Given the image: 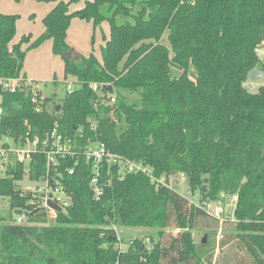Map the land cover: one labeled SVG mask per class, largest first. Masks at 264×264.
<instances>
[{"label":"trees","instance_id":"obj_1","mask_svg":"<svg viewBox=\"0 0 264 264\" xmlns=\"http://www.w3.org/2000/svg\"><path fill=\"white\" fill-rule=\"evenodd\" d=\"M35 1L55 4L32 40L24 34L12 44L19 16L0 12V77L25 78L26 51L49 39L64 78L78 87L61 100L41 97L33 80L13 92L0 88V131L41 136L56 126L70 140L102 142L144 164L155 178L181 174L209 199L195 203L146 171L120 177L118 164L106 163L96 199L92 163L66 157L62 170L75 167L62 172L71 204L53 222L31 211L28 223H14L24 202L14 182L24 167L7 164L0 176V197L10 202L0 211V264H264V86H245L253 70L264 72L256 53L264 42V0H86L73 10L80 0ZM76 17L94 28L108 24L99 57L67 43ZM94 82L103 93L91 90ZM41 158L29 165L32 178L43 169ZM233 195L224 219L203 206ZM200 224L224 228L215 258L195 251L192 230ZM137 226L157 231L116 246L118 228Z\"/></svg>","mask_w":264,"mask_h":264},{"label":"built area","instance_id":"obj_2","mask_svg":"<svg viewBox=\"0 0 264 264\" xmlns=\"http://www.w3.org/2000/svg\"><path fill=\"white\" fill-rule=\"evenodd\" d=\"M258 52L261 53L260 51ZM30 84L32 86L34 85L32 80L22 78L21 76L0 77V88L2 90L13 92ZM90 88L94 92L103 93L99 83H91ZM70 91L72 90L67 92ZM107 96L108 103L115 101V97L111 93L107 94ZM2 111L3 109L0 105V118ZM36 155L42 156L37 161H42L43 169L37 177L32 178L29 172V165L34 161L36 162ZM66 157L74 158L75 163L80 158L87 163H92V174L89 183L93 196L96 199L102 195L103 185L106 183V181L100 180L101 169L105 163L118 164L120 177H122L125 171H146V167L142 163L129 161L112 153L102 142L87 139L83 144L78 143L76 140H70L59 133L56 126L41 136L31 135L29 130L17 136L0 131V167L4 169L7 164L23 165L24 167V173L21 178L14 182L19 189V196L24 199L23 205L17 206L16 208L17 211L14 213L13 219L14 223H28L27 219L31 211L42 212L45 214L46 219L53 222L57 214L65 211L71 204V197L62 182V172L72 174L74 173L75 167L74 165L64 167V170H62L61 163ZM146 172L149 174L150 180L157 185L170 186L165 177L155 178L149 171ZM172 177L170 176L169 179ZM236 200V195L230 198L232 208ZM203 206L207 212L214 216H221V210L214 207L211 202L206 201L203 203ZM145 242L148 244L149 239L146 238ZM117 246L120 247L119 237Z\"/></svg>","mask_w":264,"mask_h":264},{"label":"rangeland","instance_id":"obj_3","mask_svg":"<svg viewBox=\"0 0 264 264\" xmlns=\"http://www.w3.org/2000/svg\"><path fill=\"white\" fill-rule=\"evenodd\" d=\"M25 1H32V0H0V12L2 13H12V14H17L19 16V23L25 22L27 24H30L31 21L28 18V15L31 14L28 11V6ZM62 1H68V0H62ZM86 0H80L78 3L81 5L84 3ZM33 24V22H32ZM108 29V24L107 23H102L101 27H97L95 31V35L93 38V42H91L92 38L90 37L89 39V45H90V51L96 54V56H100V50L98 48V43L101 42L102 40V33L107 31ZM167 43V40H165ZM264 42L260 44L258 48H256V53L258 54L260 60L261 58L264 59ZM262 50V51H261ZM260 51L261 53H259ZM34 62V61H33ZM32 62V64H33ZM56 71V79L55 82H52L51 79L49 80H41V81H36L34 88L37 89L41 95V97H49V96H54L56 99L61 100L64 95L66 94L67 91L73 90L78 87V84L76 82H73L71 78H63V73L62 69L60 67V64H58V67L56 66L55 68ZM248 81L249 84H252V87L249 86L246 82ZM245 83V86L250 91H255L257 90L258 87L255 86V82H258L259 85L264 86V75L257 79V80H250L248 78ZM254 82V83H253ZM144 165V164H142ZM3 169L0 167V176L3 175ZM169 185L176 189L180 194L187 196L191 201L197 203L198 200L201 198L209 199L207 196L203 197L202 193L200 192L199 187L195 188H190V185L188 184L187 178L180 174L179 176L172 177L168 179L167 181ZM203 192L206 193L207 190L206 188L203 189ZM219 197V195H218ZM213 204L214 207L217 209L221 210V216L219 218L224 219L230 212H231V202H230V197L224 196L223 198L220 196V198H210V200H207ZM9 206V200L8 198H0V211L4 212L8 210ZM52 221H49L48 219L46 220V223H49ZM169 230L172 231L174 234L176 231V226L175 225H170L168 226ZM223 226H205V225H198L192 230L193 234V240H194V245H195V251L200 257H204L205 255L209 253L214 254V258L216 257L217 253L220 251L219 248V240L222 237V234L224 232ZM157 229L155 228H146V227H129V228H124V229H119L118 228V237L120 239V247L124 249L123 245V240H128L132 237L138 236V237H150L155 236ZM206 236L205 242H202L203 237ZM117 246V245H116ZM124 246V247H123Z\"/></svg>","mask_w":264,"mask_h":264},{"label":"crops","instance_id":"obj_4","mask_svg":"<svg viewBox=\"0 0 264 264\" xmlns=\"http://www.w3.org/2000/svg\"><path fill=\"white\" fill-rule=\"evenodd\" d=\"M28 6V11L31 14L28 15L33 18L30 24L25 22L19 23V19L16 21V31L15 35L11 41V43H16L22 35L30 34L31 40L40 34L44 28L42 19L43 17L52 9L54 6V2H43V1H25ZM80 3L70 5V10L74 8L80 7ZM5 13V12H4ZM12 14V13H11ZM33 22V24H32ZM97 28V27H96ZM96 28L93 27L91 21H87L80 18H73L70 22V25L67 29L66 40L67 43L73 48L75 51L82 55H88L90 52L89 39L92 38L91 42H93V38L95 35ZM109 33V29L102 33V40L98 43V48L100 50V45L103 42L104 37H107ZM26 43L22 44V47H26ZM264 45V44H263ZM262 51V50H261ZM96 55V54H95ZM99 57V56H97ZM34 61V62H33ZM33 62V64H32ZM261 62L264 63V59L261 58ZM60 67L63 73V62L61 58L52 52V41L47 39L42 42L39 46L28 49L25 53L23 66H22V74L25 78L33 81H41V80H49L55 82L56 79V71L55 67ZM63 78H64V74ZM264 75V74H263ZM249 86L252 87V84L246 82ZM254 83V82H253ZM256 87H258L259 83H254Z\"/></svg>","mask_w":264,"mask_h":264},{"label":"water","instance_id":"obj_5","mask_svg":"<svg viewBox=\"0 0 264 264\" xmlns=\"http://www.w3.org/2000/svg\"><path fill=\"white\" fill-rule=\"evenodd\" d=\"M264 72L257 68L255 70H253L249 76V79L252 81V80H257L259 78H261L263 76ZM106 90H109L110 89V86H107L105 87ZM91 101L93 100L92 98L90 99ZM56 109H59V106L57 105ZM57 209L59 210V208L57 207ZM206 240V236L203 237L202 239V242H205Z\"/></svg>","mask_w":264,"mask_h":264}]
</instances>
